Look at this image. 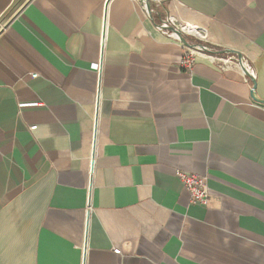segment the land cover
<instances>
[{
    "label": "crops",
    "instance_id": "obj_1",
    "mask_svg": "<svg viewBox=\"0 0 264 264\" xmlns=\"http://www.w3.org/2000/svg\"><path fill=\"white\" fill-rule=\"evenodd\" d=\"M106 1L0 0V264H264V0Z\"/></svg>",
    "mask_w": 264,
    "mask_h": 264
},
{
    "label": "built area",
    "instance_id": "obj_2",
    "mask_svg": "<svg viewBox=\"0 0 264 264\" xmlns=\"http://www.w3.org/2000/svg\"><path fill=\"white\" fill-rule=\"evenodd\" d=\"M140 4L143 9V12L148 17H152V15L156 14L158 9L161 7L162 3L165 0H134ZM149 6V10L147 8ZM176 28L174 25V21L171 18H166L165 20L161 21L159 25L156 26V29L167 35V37L175 40L176 42L180 43L179 40L169 31V28ZM186 26H182L181 30H184ZM1 30V25H0ZM181 44V43H180ZM182 45V44H181ZM190 45H194L190 42ZM184 47L183 55L178 63L179 69L183 71H190L195 63V56L198 54H202L203 50L198 46H194L193 48ZM224 63H231L236 65L241 71L242 67L245 71L249 74L250 77L254 79L253 72L248 65L247 61L242 57V59H238L237 57L231 56L230 59L222 61ZM97 69V66H94ZM35 127H31L30 130L33 131ZM175 176L177 180L183 185V188L189 195V199L191 204L196 206H206L209 197L210 191L208 188L207 179L205 177L198 176L194 173H189L185 171H176Z\"/></svg>",
    "mask_w": 264,
    "mask_h": 264
},
{
    "label": "water",
    "instance_id": "obj_3",
    "mask_svg": "<svg viewBox=\"0 0 264 264\" xmlns=\"http://www.w3.org/2000/svg\"><path fill=\"white\" fill-rule=\"evenodd\" d=\"M109 0L106 1V4H105V11H104V19H105V16H106V11H107V4H108ZM148 10H149V6H147ZM151 17V16H150ZM169 31L179 40V42L185 46V47H188V48H193L194 46H198L199 48H201L202 50H206V48L202 47V46H199V45H190L189 42L186 40V38L182 35V32L177 30V29H174L172 27L169 28ZM104 35V34H103ZM229 55L231 56H234V57H237L238 59H242V56L238 53H229ZM242 72L244 73V75H246L249 79H251V81H253V86H252V90H251V93H250V98H251V101L256 104V105H259V106H264V100H260L256 97L254 91H255V83H254V79L252 77L249 76V74L245 71V69L242 67ZM98 104V103H97ZM97 121V119H96ZM95 130H96V127H95ZM94 152H95V141L93 142V152H92V166H93V159H94ZM88 196H89V201H90V196H91V184L89 186V190H88ZM88 223H89V216L87 217L86 219V229H85V240H84V257H85V250H86V241H87V229H88ZM85 259V258H84ZM84 259H83V264H84Z\"/></svg>",
    "mask_w": 264,
    "mask_h": 264
}]
</instances>
